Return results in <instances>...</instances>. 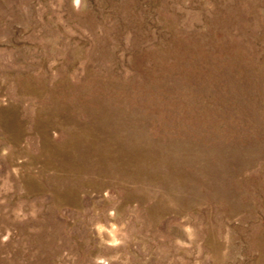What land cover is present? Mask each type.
<instances>
[{"label": "rangeland", "instance_id": "374dc122", "mask_svg": "<svg viewBox=\"0 0 264 264\" xmlns=\"http://www.w3.org/2000/svg\"><path fill=\"white\" fill-rule=\"evenodd\" d=\"M0 264H264V0H0Z\"/></svg>", "mask_w": 264, "mask_h": 264}, {"label": "bare ground", "instance_id": "6f19581e", "mask_svg": "<svg viewBox=\"0 0 264 264\" xmlns=\"http://www.w3.org/2000/svg\"><path fill=\"white\" fill-rule=\"evenodd\" d=\"M100 128V127H99ZM87 131V130H86ZM79 134V133H78Z\"/></svg>", "mask_w": 264, "mask_h": 264}]
</instances>
